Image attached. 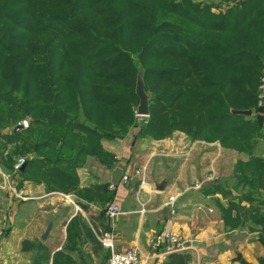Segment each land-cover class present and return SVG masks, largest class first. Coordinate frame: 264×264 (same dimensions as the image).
Instances as JSON below:
<instances>
[{"label": "trees", "instance_id": "obj_1", "mask_svg": "<svg viewBox=\"0 0 264 264\" xmlns=\"http://www.w3.org/2000/svg\"><path fill=\"white\" fill-rule=\"evenodd\" d=\"M139 65L149 96L142 121L135 113ZM262 75L264 0H0V165L11 173L12 157L26 156L18 187L73 191L87 210L113 193L105 183L76 190V170L87 158L111 167L115 157L103 142L122 140L131 128L137 138L175 131L252 153L263 135L264 110L256 103ZM27 118V128L16 131ZM262 173L261 157L238 162L235 187L246 189L243 200L260 195ZM247 211L264 242V214ZM105 219L104 212L90 220L77 213L53 255L36 240H24L21 250L33 252L32 264H74L70 254L80 255L83 241L100 250ZM188 261L177 252L165 264Z\"/></svg>", "mask_w": 264, "mask_h": 264}, {"label": "crops", "instance_id": "obj_2", "mask_svg": "<svg viewBox=\"0 0 264 264\" xmlns=\"http://www.w3.org/2000/svg\"><path fill=\"white\" fill-rule=\"evenodd\" d=\"M119 144L117 156V143L103 142L104 149L114 155L115 166L108 168L93 159L87 160L88 164L93 163L99 167L103 175L102 183L108 184L109 191L113 193L109 204H117L122 212L114 220L107 218L104 221L108 231L114 236L116 251L136 247L141 253L139 264H165L168 255L156 257L148 246V240L154 234L172 231L180 235L185 243L186 249L178 253L189 255L187 264H261L264 259V242L259 239L258 226L248 216L247 209L250 205L243 200L246 189L235 187L232 172L220 169L214 171L211 166L217 157L222 164L221 155L228 152L218 142L190 141L183 133L175 132V155L154 157L158 154L157 151L147 148V155L141 166L133 164L130 141L124 138ZM165 144V149H170L171 142L163 141L162 145ZM168 158L175 163L170 177L165 176L158 168L149 175V165H159L161 161L169 160ZM135 168L146 169L145 183L140 186L138 180L134 179L128 185H122L119 180L121 176ZM81 170L84 168L79 169V174ZM116 171H120V176L114 180ZM86 182L88 181L80 179L81 186H88ZM163 182L164 188L157 191L156 186ZM109 185H114V189ZM17 191L20 196H27L23 200L29 201L43 221L29 223L27 227L15 223L9 237L12 243H16L17 251L10 252L8 242L1 248L0 264H32L33 252L21 250L24 240H38L53 255L62 250L66 241V225L73 216L80 213L86 220H89L86 215L90 213L97 216V204L91 203L87 210H83L67 195L47 194L43 185L24 182ZM255 194L256 196L252 195L251 206L253 203L259 206V194ZM170 198H174L173 206L169 205ZM40 201L43 208L36 210ZM75 206L80 211H76ZM229 206L231 226L225 221ZM18 209L20 210L19 205ZM172 209L174 214L171 213ZM63 216L67 218L64 219ZM61 217L63 221H57ZM49 222H52L51 230L47 238L41 241L40 237ZM82 243L81 254L75 251L77 256L73 259L74 264H107L108 250L101 246L95 253L88 241Z\"/></svg>", "mask_w": 264, "mask_h": 264}, {"label": "rangeland", "instance_id": "obj_3", "mask_svg": "<svg viewBox=\"0 0 264 264\" xmlns=\"http://www.w3.org/2000/svg\"><path fill=\"white\" fill-rule=\"evenodd\" d=\"M197 1L210 2V1H214V0H197ZM235 1L238 2V1H242V0H234V2ZM229 3H231V1ZM146 118L147 117H138V121H142ZM27 119H30V118H27ZM27 119H25V120H27ZM25 120L23 119V121H25ZM262 129H263V135L261 137H259V139L257 140L256 146L254 147L252 153L245 154V153H239L233 149H226L228 152L222 153V155H221V158L223 159L222 164H220V158L217 157L218 155H214L217 157V159L214 160L213 163L211 164L214 171H217L218 169H220L221 171L225 170L227 173L232 172L234 175L235 167L238 164V162H240V161L246 162L251 157H261L264 159V122L262 125ZM9 130H11V129H9ZM137 132H138V128H131L129 130L128 134L125 136V138H127L130 141V151H131V155L133 156V159H134V162H133V164L135 163L134 165L141 166L143 164V162L145 160V156L147 155V150L149 148L150 149L153 148V150L157 151L158 154H156V156H154V157H162V155L164 156L167 154L172 155V156L175 155V131L170 135V137H166V138L158 139V140L151 139L148 137L137 138V137H135ZM119 141L120 140L115 141L117 143L116 149H115V154L117 156H119V147H120ZM163 141L171 142L170 149H167V148L165 149L166 144L162 145ZM105 142H107V141H105ZM172 145H174V146H172ZM9 150L10 149L8 148L6 151V154L8 153ZM12 158H13L14 163L19 158H24L26 160V156H24V155H16V156H13ZM88 159L89 158H87L85 160L83 166L81 167V168H84V170H81L80 174H79V169H81V168H78L76 170V176L78 177V185L76 187V190H78V191L85 190L86 188H88L90 186V183L98 184V183H102V181H103V175L99 171V167L96 165L94 166L93 163L88 164L87 163ZM90 159H92V158H90ZM168 159L169 160L161 161L159 163V165L155 164V165H152L151 167L149 165V168H148L149 175L150 174L152 175L153 171L156 168H158L159 170H161L163 173L166 174L165 176L170 177L172 170L175 167V163L173 162L174 160H172L170 158H168ZM223 161H224V164H223ZM99 165H101V164H99ZM101 166H103V165H101ZM112 166H115V165L112 164ZM143 170L146 171L145 168ZM119 176H120V171H116L114 173V177H115L114 180L117 179ZM260 177L263 180H260L262 187L259 190L260 195L258 196L259 197L258 200L259 201L261 200L262 203H260L259 206H256V204L253 203V206H251V202L246 201V200H245V202H248V204L250 205V207L247 210H250V209L257 210V208H258V211L260 212V214H264V173L260 174ZM80 179H82V181H88V182H86V184L87 185L89 184V185L88 186H81ZM232 180L235 181V177ZM18 181H19V179H18L17 173H14L13 170L10 173L9 169L2 167L0 165V233H1V236L3 238L0 241V253H1V248L3 246L7 245L8 242H9V250H11L10 252L15 251V250L17 251V249L15 248L16 243H12L10 240V237H9L11 235L12 226L15 223H21L22 225L26 226L29 223H35V222L38 223V222L43 221L42 218L39 217L38 213L37 212L35 213V209L31 206V204L28 203L29 201L23 200V198H25L27 196L21 195L20 198L16 197V194H19L17 190L20 188V187H18ZM110 186H114V185H109V187ZM61 194H63V193H61ZM64 195H66V194H64ZM253 195L256 196V194H253ZM67 196L70 197V199L73 203H76L77 200L81 199L80 195L77 194L76 192H73V191L68 193ZM240 199H242V198H240ZM18 200L20 202L17 203ZM81 200L83 202H85L84 199H81ZM92 204H94V203H92ZM18 205L20 206V210L18 209ZM108 205H109V202L99 201V204L97 205L98 211L96 214L98 215V214L104 212V216L106 217L105 209ZM42 206H43V204H41V201H40L39 204L36 206V210L43 208ZM229 208H231V207H229ZM63 217H64V219L67 218V216L66 217L63 216ZM63 217L58 218L57 221H63V220H61ZM86 217H87V219L90 220V217H94V216H93V213H90L89 215H86ZM106 219H107V217H106ZM107 220H109V219H107ZM36 241H38V240H36ZM10 246H11V248H10ZM82 247H83V243L80 245V249ZM80 252H81V250H80ZM77 254H76V252L72 253L71 258L74 259V257L77 256ZM70 256H71V254H70Z\"/></svg>", "mask_w": 264, "mask_h": 264}, {"label": "built area", "instance_id": "obj_4", "mask_svg": "<svg viewBox=\"0 0 264 264\" xmlns=\"http://www.w3.org/2000/svg\"><path fill=\"white\" fill-rule=\"evenodd\" d=\"M256 103L258 108L264 110V75H262L259 79ZM27 125L26 120H22L17 124L15 130L22 131L27 128ZM24 164V158L17 159L13 165V172L18 173ZM134 179L138 180L139 185L142 186L146 181L144 170L141 168H135L130 173L123 174L120 179V183L125 186ZM110 188L114 189V186H110ZM16 197L20 198L21 196L16 194ZM169 205H174V198L169 199ZM75 210L80 211L78 206H75ZM171 213L174 214V209L171 210ZM121 214V209L114 203H110L105 209V215L109 220H114ZM2 239L3 238L0 233V241ZM97 239L102 247L109 251L107 264H139L141 256L139 250L134 247L125 251H116L114 236L111 232L107 231L100 233L97 235ZM148 246L156 257L182 252L186 249L183 239L177 233L172 231H163L152 235L148 240Z\"/></svg>", "mask_w": 264, "mask_h": 264}, {"label": "water", "instance_id": "obj_5", "mask_svg": "<svg viewBox=\"0 0 264 264\" xmlns=\"http://www.w3.org/2000/svg\"><path fill=\"white\" fill-rule=\"evenodd\" d=\"M135 95L138 98V104L136 105V115L138 117H148L149 114V96L144 88V79H143V68L141 65L138 66L136 81H135ZM232 114L249 116L251 114L250 110L240 111V110H231ZM31 120L27 119L26 123L28 124ZM24 168V165L21 167V170ZM165 186V182L160 183L156 186L157 191H161ZM52 222H49L46 226V229L42 236L40 237L41 241H44L47 238L49 231L51 230Z\"/></svg>", "mask_w": 264, "mask_h": 264}]
</instances>
